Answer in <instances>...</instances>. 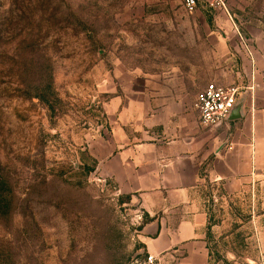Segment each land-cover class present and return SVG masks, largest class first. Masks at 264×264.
I'll list each match as a JSON object with an SVG mask.
<instances>
[{"label":"rangeland","instance_id":"obj_1","mask_svg":"<svg viewBox=\"0 0 264 264\" xmlns=\"http://www.w3.org/2000/svg\"><path fill=\"white\" fill-rule=\"evenodd\" d=\"M230 36L264 48V0L192 13L182 0H0V264H144L145 217L115 193L106 147L139 136L123 119L144 117V99L193 105ZM208 205L210 264H261L264 194Z\"/></svg>","mask_w":264,"mask_h":264},{"label":"crops","instance_id":"obj_2","mask_svg":"<svg viewBox=\"0 0 264 264\" xmlns=\"http://www.w3.org/2000/svg\"><path fill=\"white\" fill-rule=\"evenodd\" d=\"M220 46L227 63L210 82L239 89L222 125H200L193 105L180 99H144V117L123 119L139 136L123 133L106 147L101 166L115 193L144 215L140 242L156 264H210L207 233L216 225L208 202L264 194V48L241 36ZM94 152L99 158L103 150ZM255 228L257 263L264 260V224Z\"/></svg>","mask_w":264,"mask_h":264},{"label":"built area","instance_id":"obj_3","mask_svg":"<svg viewBox=\"0 0 264 264\" xmlns=\"http://www.w3.org/2000/svg\"><path fill=\"white\" fill-rule=\"evenodd\" d=\"M186 12L196 11L198 3L215 11H226L227 0H182ZM239 89L207 83L196 95L193 108L199 116V123L204 127H217L222 125L229 117L236 103ZM155 257L148 255L144 264H156ZM264 264V260H261Z\"/></svg>","mask_w":264,"mask_h":264},{"label":"water","instance_id":"obj_4","mask_svg":"<svg viewBox=\"0 0 264 264\" xmlns=\"http://www.w3.org/2000/svg\"><path fill=\"white\" fill-rule=\"evenodd\" d=\"M234 107H235V105H234ZM234 107H233V110H234Z\"/></svg>","mask_w":264,"mask_h":264}]
</instances>
